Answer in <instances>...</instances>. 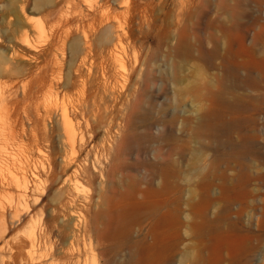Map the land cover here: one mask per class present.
I'll list each match as a JSON object with an SVG mask.
<instances>
[{"label": "rangeland", "instance_id": "1", "mask_svg": "<svg viewBox=\"0 0 264 264\" xmlns=\"http://www.w3.org/2000/svg\"><path fill=\"white\" fill-rule=\"evenodd\" d=\"M222 57L259 76L264 0H0L2 112L20 136L4 159L35 157L54 178L21 218L0 198V264H264V73L226 81L228 130L204 136ZM105 78L116 97L85 107ZM62 160L88 171L69 190ZM163 174L176 194L155 193Z\"/></svg>", "mask_w": 264, "mask_h": 264}, {"label": "bare ground", "instance_id": "2", "mask_svg": "<svg viewBox=\"0 0 264 264\" xmlns=\"http://www.w3.org/2000/svg\"><path fill=\"white\" fill-rule=\"evenodd\" d=\"M26 45L28 46V48H30L27 43H26ZM13 56L17 57L19 59H24V60H25V58H27L25 56H24L25 57L24 58L22 55H19L17 53H14ZM199 56H200L201 60H205V61L210 62L215 57V51L201 52ZM221 64H222V67L225 71V76L220 81V84L222 87H221L220 91L215 96L216 98H218V101L220 102L219 108L215 109V110H210L209 112L204 114V116L201 118V120L199 122V127L204 129L203 135L213 137V138L217 137L218 134L220 135V133L224 134V132L228 130V126L226 125V123L223 119V116L226 112V109L228 108L229 105H231V103L226 98L227 89L229 90V88L226 86V81H228V79H232L234 82H237L241 86L244 85L245 83L252 84V85H260L261 81H262L261 79L263 78V73H264V68H262L261 70L258 71L259 76H253V74H252L253 71H252L251 67H249L247 69L248 70L247 75L244 78H242V80H241L238 76V70L239 69H238V66L236 64H234L232 62L229 65V61L227 60L226 57L221 58ZM103 76H104V74H103ZM96 90H97V93L91 97L90 102H84L85 107H91V106L95 107L97 100H101L104 97L112 98V99H113V97H116L113 94L112 86L109 85L106 78L104 79V81L101 84L98 85ZM234 102L239 103V99H236ZM3 109H5V107L2 105V97L0 96V119H2L3 123H4L3 125H0V165L4 164L5 165L4 170H6V172H7V176H5V178L2 181H0V198L8 197L10 199V201L8 200V202H10L9 208L12 209L11 207L14 206V211H13L14 215L13 216H15V218L16 217L18 218L21 214H25V213L27 214V212H28V210H27L28 201L30 202V200H33L32 205H36L38 203V201L40 200L41 196L45 195L48 191H51L49 189H50L52 184L54 185V183H53L54 182L53 168L50 167V164H48V169L46 170L43 168V165H42L41 166L42 170L46 172L44 179H42L41 174L38 171L39 161L35 157L28 156V158L25 159V158H22L21 154H19V153L14 154L11 151L10 152L11 153L10 163L7 164L5 162L6 158L4 159V157L6 156V154L4 153L5 147L3 144L5 142H10L11 145H13L17 149H19V146H18L19 143L18 142L20 140L19 139L20 136H19V133L15 130L17 118H12L9 110L3 111L4 115L1 116L3 113L2 112ZM62 117H63V120L67 123L65 111L62 112ZM66 136H67V139H68L71 147L73 148L75 138H74V133H72V130L69 127L66 128ZM41 139L43 140V138H41ZM79 143H81V142H79ZM92 145H95L97 147L100 145L103 146L102 143L99 144V139L93 141ZM66 146L68 147V145H65V147ZM7 152H8L7 156L9 155L8 157H10L9 151H7ZM16 152H18V151H16ZM38 153L40 154V152H38ZM22 155H24V154H22ZM163 158H165V157H163ZM61 163L63 165L62 167H64L63 168L64 172H66V169H69L71 172L70 175L65 174L59 182L60 187H63V189H65V190H69V188L72 185H77L76 184L78 181L77 178L85 177L86 173H88L87 169H82L81 171L78 172L76 170V168H74L73 163L70 160H68V161L62 160ZM0 171H1V166H0ZM157 175H159V173ZM222 177H223V174H222ZM158 178H160V179L162 178V187L159 190L155 191V193H158L161 195L176 194L177 193L178 190H177L176 186H174L169 181L166 174H163L162 177H158ZM57 188H58V186H57ZM59 189H61V188H59ZM206 191H208V190L206 189ZM5 195H8V196H5ZM13 196L15 197V200H13L14 199V198H12ZM159 197H161V196H159ZM5 207H4L3 203L0 201V222H1V220L3 222L4 211L6 209ZM10 209H8V210L10 211ZM8 214L9 213H7V215ZM21 217L22 216H20V218ZM28 219H27V222H28ZM9 222H10V220H9ZM10 223L13 225L15 223V221L12 220ZM17 223H18V221L15 224H17ZM33 224L34 223H32V225ZM0 227H1V225H0ZM35 231H36V227H31L30 230L28 231V235L22 241L23 246L26 245V246L30 247L29 249H31V251H35V249L38 248V245H40V239H39L40 237H38L36 235ZM5 234H6V231H3V234H1V235H5ZM1 251H2V249H1ZM29 254H31V253H29ZM45 256L46 255H44V257ZM31 258H33V257H31ZM27 261H29V260H27ZM25 264H27V263H25ZM31 264H32V262H31Z\"/></svg>", "mask_w": 264, "mask_h": 264}]
</instances>
